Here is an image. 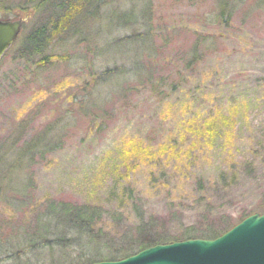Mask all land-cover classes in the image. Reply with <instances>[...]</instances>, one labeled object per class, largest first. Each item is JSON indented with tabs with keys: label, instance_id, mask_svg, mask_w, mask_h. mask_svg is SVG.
Returning <instances> with one entry per match:
<instances>
[{
	"label": "rangeland",
	"instance_id": "1",
	"mask_svg": "<svg viewBox=\"0 0 264 264\" xmlns=\"http://www.w3.org/2000/svg\"><path fill=\"white\" fill-rule=\"evenodd\" d=\"M25 1L0 0L25 20L0 61V264L50 263L26 248L51 202L100 207L110 236L263 213L264 0H113L36 55Z\"/></svg>",
	"mask_w": 264,
	"mask_h": 264
},
{
	"label": "trees",
	"instance_id": "2",
	"mask_svg": "<svg viewBox=\"0 0 264 264\" xmlns=\"http://www.w3.org/2000/svg\"><path fill=\"white\" fill-rule=\"evenodd\" d=\"M112 1L26 0L21 9L29 11L34 8L40 16L38 26L25 40L26 49H30L34 55L45 54V51L57 39L73 31V28L76 29V23L79 20H85L90 14L97 18L99 9L103 10L105 17L108 8L113 5ZM3 4L0 6L6 8L7 5ZM220 10L222 17L225 16L224 6H221ZM226 15H228L227 12ZM111 16L112 18L118 16L119 24L130 20L134 26L146 25L145 9L141 10V13L132 10L127 15L114 13ZM112 26L113 19L108 26L104 27L111 28ZM70 35L74 36V33L71 32ZM133 40V37H126L120 39L119 43L129 45ZM22 53L24 54V51ZM122 71L118 67L108 68L100 75L99 82L121 77L124 75ZM35 148V145L30 148L29 155L33 154ZM253 214L241 217L239 222L226 216L218 224L206 217L207 223L203 222V226L186 228L183 233L173 237H170L165 231H161L162 227L159 226L161 223L159 224L157 219L141 217L132 229L123 231L116 236H110L100 228L104 220V212L100 207L91 204L51 202L46 213L40 217L41 223L37 227L38 232L30 236L26 254L34 255L50 251L51 261L49 264H93L118 261L157 245L196 239H216Z\"/></svg>",
	"mask_w": 264,
	"mask_h": 264
},
{
	"label": "water",
	"instance_id": "3",
	"mask_svg": "<svg viewBox=\"0 0 264 264\" xmlns=\"http://www.w3.org/2000/svg\"><path fill=\"white\" fill-rule=\"evenodd\" d=\"M25 20H0V61L18 40ZM93 264H264V213L253 214L213 240H188Z\"/></svg>",
	"mask_w": 264,
	"mask_h": 264
}]
</instances>
